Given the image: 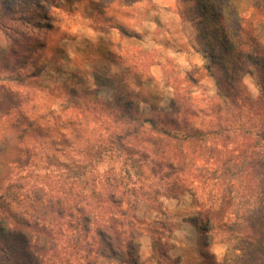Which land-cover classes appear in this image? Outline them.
Here are the masks:
<instances>
[{"label": "clouds", "instance_id": "9594fccd", "mask_svg": "<svg viewBox=\"0 0 264 264\" xmlns=\"http://www.w3.org/2000/svg\"><path fill=\"white\" fill-rule=\"evenodd\" d=\"M0 264H264V0H0Z\"/></svg>", "mask_w": 264, "mask_h": 264}]
</instances>
